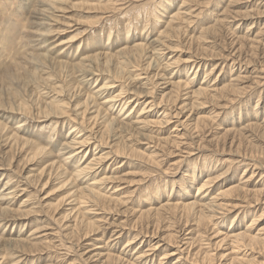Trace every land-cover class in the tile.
<instances>
[{
  "label": "rangeland",
  "instance_id": "1",
  "mask_svg": "<svg viewBox=\"0 0 264 264\" xmlns=\"http://www.w3.org/2000/svg\"><path fill=\"white\" fill-rule=\"evenodd\" d=\"M43 1L0 0V264H264V0Z\"/></svg>",
  "mask_w": 264,
  "mask_h": 264
},
{
  "label": "bare ground",
  "instance_id": "2",
  "mask_svg": "<svg viewBox=\"0 0 264 264\" xmlns=\"http://www.w3.org/2000/svg\"><path fill=\"white\" fill-rule=\"evenodd\" d=\"M53 2V1H52ZM43 5L46 3H49V0L48 1H46V0H44L43 2ZM45 6H47V5H45ZM54 9V8H53ZM44 11V10H43ZM54 11V10H53ZM42 12V11H41ZM179 13V12H178ZM181 13V12H180ZM180 13H179V15H180ZM38 14V13H37ZM175 15V14H174ZM176 16H177V13H176ZM175 16H173V18H174ZM178 17V16H177ZM169 23H171V22H169ZM169 25V24H168ZM5 35L6 34H4V35H0V46H4L3 44L5 43V40H7V41H9L8 39H6V37H5ZM1 39H4V40H1ZM156 39V38H155ZM154 42H152V43H155L156 41H158L157 39L156 40H153ZM141 44H143V43H141ZM139 46V45H138ZM141 47H142V49H144L143 48V46L142 45H140ZM135 47V46H134ZM140 47V48H141ZM144 47H145V44H144ZM147 47V46H146ZM137 48V47H136ZM131 49V48H130ZM139 49V48H138ZM137 49V50H138ZM146 50V49H145ZM144 50V51H145ZM148 50V49H147ZM154 50V49H153ZM161 50V49H160ZM152 51V50H151ZM158 51V50H157ZM155 52V51H154ZM152 53L153 55L156 53ZM146 54V53H145ZM157 54V53H156ZM105 55V54H104ZM108 55V54H107ZM106 55V56H107ZM96 56V55H95ZM100 56V55H99ZM34 57V56H33ZM33 57H31V58H33ZM91 57V56H90ZM108 57V56H107ZM30 58V57H29ZM93 58V57H92ZM95 58V57H94ZM96 58H99L98 56L96 57ZM95 58V59H96ZM90 59V58H89ZM94 59V60H95ZM31 60V59H30ZM152 60H154V59H152ZM66 62V61H65ZM64 62V63H65ZM154 63H155V61H154ZM157 63V62H156ZM151 65V64H150ZM153 66V65H152ZM155 66V65H154ZM112 86V85H111ZM188 90V89H187ZM214 91V90H213ZM77 92V91H76ZM80 93V92H79ZM206 93V92H205ZM204 93V94H205ZM118 96V95H117ZM194 97V96H193ZM92 98V97H91ZM92 100V99H91ZM114 100V97L111 99V101H113ZM110 102V101H109ZM128 102H126V103H124V104H122L123 105V109L121 108V110L120 111H124L125 109H126V104H127ZM130 104V103H129ZM55 106V105H54ZM56 107V106H55ZM59 107V106H58ZM110 107V106H109ZM152 107V106H151ZM60 108H58V110H59ZM78 109V108H77ZM158 110V109H157ZM60 111H61V109H60ZM120 111H119V113H120ZM129 111V110H128ZM143 113H144V111H143ZM129 114H130V112H129ZM129 115H126V119L127 118H129L128 117ZM113 120V119H112ZM111 120V121H112ZM115 120V119H114ZM125 120V119H124ZM122 122H124L123 120H122ZM122 122H120L121 124H123ZM133 122V121H132ZM134 123V122H133ZM117 125V124H116ZM128 125V124H127ZM74 144L73 145H75V144H80L81 146L83 145V141H81V139L80 140H74V141H72ZM27 143V142H26ZM31 144V143H30ZM72 144V143H71ZM85 144V143H84ZM25 146V145H24ZM70 146V145H69ZM70 148V147H69ZM40 149V148H39ZM30 150H32V149H30ZM44 153V152H43ZM34 154V153H33ZM69 155H71V154H69ZM68 157H70V156H68ZM67 157V158H68ZM66 159V158H65ZM97 159V158H96ZM67 161V160H66ZM91 161V160H90ZM65 162V161H64ZM92 162V161H91ZM56 163V162H55ZM55 163H52L50 166L52 167H54L55 166ZM89 164H92V163H90L89 161H88V165H84L85 166V168L87 167L88 169H90L89 168ZM56 165H58L57 163H56ZM65 170V169H64ZM78 170V169H77ZM79 170H80V168H79ZM84 170V169H83ZM93 171V170H92ZM81 172H83V171H80V172H78V175H79V173H81ZM72 177H74V176H72ZM76 178V177H75ZM80 179V178H79ZM93 179V178H92ZM94 181V180H93ZM96 181V180H95ZM94 181V182H95ZM101 181V180H100ZM73 182V181H72ZM86 182V181H85ZM96 183H98V182H96ZM72 184H74V182L72 183ZM87 184V183H86ZM96 186V184L95 183H89L87 186H85L84 188H81V189H83V190H79L80 188H78V186H76V185H74L73 186V189L74 188H77V189H75L74 191H73V194H74V196H76L77 195V192L79 191V193L78 194H81V197H84V200L83 201H85L86 199H85V196H84V194H85V191L88 193V195L89 196H91L94 200H97V199H99V198H103V199H105L107 196H105L103 193H100L99 191L98 192H96L95 191V189H94V187ZM201 189V188H200ZM199 189V191H202V190H200ZM198 191V192H199ZM207 191V190H206ZM203 192V191H202ZM200 193V192H199ZM87 195V196H88ZM90 198V197H89ZM117 198V197H116ZM74 200H77L76 198L74 199ZM87 201V200H86ZM210 201H212V200H210ZM80 202H82V201H80ZM89 202V201H88ZM204 205H206L205 207H209V205L210 204H204ZM83 206V205H82ZM185 206V205H184ZM220 206V205H219ZM2 210V209H1ZM238 234L237 235H235L234 236V238L236 237V238H238ZM235 238V239H236ZM242 238V237H241ZM241 238H239V239H241ZM255 239L257 238V237H254Z\"/></svg>",
  "mask_w": 264,
  "mask_h": 264
}]
</instances>
